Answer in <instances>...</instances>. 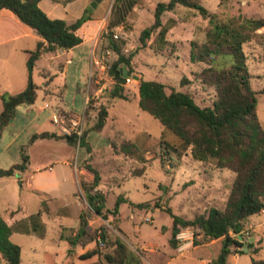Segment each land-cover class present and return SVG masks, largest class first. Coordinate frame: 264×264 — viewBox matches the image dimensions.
Instances as JSON below:
<instances>
[{"label":"rangeland","instance_id":"374dc122","mask_svg":"<svg viewBox=\"0 0 264 264\" xmlns=\"http://www.w3.org/2000/svg\"><path fill=\"white\" fill-rule=\"evenodd\" d=\"M158 1L168 0H135L136 4L130 9L127 0H107L105 9L107 19L115 17L117 11L124 12L122 28L113 32L118 35L116 40L123 43V53L126 56L133 54L131 58L133 72L130 73L124 65V74L128 71L131 75H138L146 80H158L166 85L167 91L172 87L185 90L190 92L201 106L211 104L212 90L193 80V75L203 66L217 64L220 60L212 62L207 56L198 58L200 50L197 51L195 61L191 60L189 55L191 42L199 46L205 42L206 30L209 28L208 18H203L193 9L181 6L173 12L166 11L162 15V22L164 27L168 28L167 31L160 36L159 29H156L143 45L140 41L141 31L153 23L154 8ZM80 2V0L74 2L70 11L79 10ZM199 2L210 13L216 14L219 20L228 22L229 17L236 18L233 26L240 23L241 17L264 20V0H199ZM106 33L107 30H103L97 37L95 54L104 56V59H108L111 64L116 58L106 55V45H104L107 43ZM243 50L247 56V68L252 74L250 84L253 89L259 91L264 87V27L254 32L250 42L243 45ZM5 52L14 63L8 61L2 64L6 66L7 74L0 76V80L7 81L8 90L15 91L19 87L16 81L19 72L16 67H13L15 66L14 58H17L19 62L20 54L10 53L9 55L8 51ZM89 54V44H85L77 47L71 55L67 51L59 52L57 55L50 52L36 61L32 70V80L40 88L36 90L35 102L32 105L17 106L14 116L0 134L1 168H8L19 162L21 148L28 155L29 162L23 172L15 173L13 177L0 178L2 181L0 182V213L4 211L5 204L16 208L15 204L23 200L25 212L21 217L26 222L38 221L40 219L37 212L40 207L39 193L31 188L47 184L66 185L73 175V170L62 163L63 159H68L71 166L82 164L81 167L85 172L78 174L80 194L70 197L69 191L56 192L58 198L52 204L54 209L62 204L72 206L77 199L86 203L82 183L88 185L93 180L92 173L85 168L86 165L94 167L99 173L97 188L106 194L107 208H113L116 196L119 194L125 195L129 202H145L144 207H156L153 212L151 210L153 214L148 212L152 214L154 220L150 223L145 220L148 214L144 210L132 211L129 202L122 205L123 226L132 228V222L126 216L134 215V221L140 225L142 234L152 233L153 227L170 220L171 216L157 205L168 206L175 214H180L185 219H192L195 215L206 212L211 206L222 208L226 197L224 191L228 192L234 174L225 170V181H219L220 188L217 189L215 187L217 177H212V172L207 170L215 167L214 159L208 157L201 163V166L205 168L204 164L207 169H202L199 167L200 164L198 166L193 163L190 157L188 158L191 154L190 147L183 146L178 136L138 107L136 84L138 80L130 76L134 81L124 84L127 99L115 100L107 96L112 88L113 79L110 80L104 72L99 74L97 69L93 75L98 81L90 82ZM221 61L224 62L223 65L228 66L233 61V57L223 55ZM40 69L48 70L54 77L53 82L47 81L46 77L40 74ZM183 76L191 82L181 85L180 78ZM64 84L65 88L62 92ZM87 95L89 102L85 106L84 101ZM44 103L47 106H44ZM100 104L108 107V118L103 129L95 131L92 125L96 120L97 108ZM54 113L57 114V122L53 119ZM257 115L264 128V93L257 94ZM73 120H78V126L75 129L81 130L80 136H83L85 142L79 144V134L63 130L62 127L71 129ZM40 131H56L60 135L76 133L78 136L74 134L76 135L75 144L53 138L36 139L30 142L31 135ZM122 139H130L139 147V152L134 158L122 152L118 153L119 148L116 150L113 147V145L119 146ZM165 144H168V149L165 148ZM170 145L175 149H171ZM88 147L90 152L87 150ZM166 151L168 153L163 154ZM46 160L54 162L53 169L37 171L34 168ZM140 169L143 170L142 174L134 176L135 171ZM204 170H207L206 173L209 175L205 174ZM85 210L84 215L89 217L87 228L92 230L95 223L90 215L93 212L88 205ZM252 217L253 221L257 222L259 213ZM63 224H65L64 221ZM35 229L40 233L45 231L41 226H36ZM182 231L192 233V239H201L197 228L189 227ZM49 234L54 235L55 232L50 231ZM17 236L18 234H15L13 240L21 242L25 252H30L31 249L37 250L38 243L42 241L32 240L27 236L21 241ZM43 243L51 245L48 239H45ZM101 246L104 247L103 244ZM255 248L259 250V247L250 249ZM256 256L259 257V251ZM261 256H264V253ZM232 264H252L250 253L245 251L238 253L236 262Z\"/></svg>","mask_w":264,"mask_h":264},{"label":"trees","instance_id":"16d2710c","mask_svg":"<svg viewBox=\"0 0 264 264\" xmlns=\"http://www.w3.org/2000/svg\"><path fill=\"white\" fill-rule=\"evenodd\" d=\"M40 0H0V9L6 8L24 24L29 26L39 37L36 47L27 52V82L23 90L17 93H3L2 110L0 112V134L9 123L19 105H31L37 97L36 90L40 88L32 80V70L37 59L43 53L56 50H70L79 45L83 38L77 33L78 28L91 15L83 13L77 19L67 22L64 19L50 18L39 6ZM121 1V0H117ZM227 1V0H223ZM185 7L197 11L203 18H208L209 28L206 30V40L202 45L191 42L190 59L210 57L212 62L220 60L217 64L203 66L199 72L194 73L193 80H197L213 93L211 104L201 106L193 95L185 90L169 88L158 80L138 79V107L149 113L153 118L182 140V145L190 147L191 153L201 158L211 157L215 160V167L229 170L234 174L232 184L228 190L225 204L222 208L211 206L206 212L195 215L192 219L174 214L168 207H157L165 210L172 218L171 236L169 243L175 247L177 234L185 228L199 229L200 240H211L222 237L220 252L210 264H226L227 255L231 252L244 253V247L250 253L252 264H264V258L257 257V248L251 250V242L244 236L245 225L249 217L258 214L264 208V128L257 115V94L264 93V87L256 91L250 84L252 74L246 64L247 56L243 45L250 42L257 29L264 27L262 18H239L240 23L233 26L236 18L229 17L228 22L217 19L216 14L210 13L199 0H168L158 1L154 8L153 23L144 28L140 34V41L145 45L148 38L159 29L158 34L166 32L162 15L166 11H175L177 7ZM106 48L117 52V59L111 64L109 73L113 79L112 88L107 96L110 99H127L125 93V78L123 66L132 73V53L127 56L122 51V42L113 37L112 32L106 33ZM223 55L233 57L227 66L221 60ZM222 56V57H221ZM220 57V58H218ZM222 64V66L220 65ZM40 74L46 80H52L46 70L41 69ZM191 82L187 77L180 78V84ZM65 84L62 87V92ZM108 118V107L100 104L92 128L101 131ZM64 139L69 144H75L76 135H60L56 132L40 131L30 137V142L36 139ZM85 142L83 136L79 144ZM118 153L134 158L139 147L130 139H122L119 146L113 145ZM168 149V144H165ZM171 149H175L170 145ZM90 152L89 147L87 148ZM164 153H168L163 152ZM168 158V156H167ZM28 164V155L21 148V160L8 168L0 167V176H12L16 172H23ZM93 175L88 185L82 183L84 198L94 213L115 229V221L119 215V205L126 200L117 195L112 209L106 207V194L98 189L99 173L90 165L85 167ZM142 169L135 171L134 176L141 175ZM138 208H144L145 202L132 203ZM112 215V219H108ZM108 227L101 225L90 233H86V241H95L96 246L80 255L87 258L94 254H103L104 259L111 264H123L127 257V246L118 237L108 233ZM12 228L0 214V264H21V247L12 242L10 235ZM81 236L78 233V236ZM71 245L76 244L71 238ZM85 242L82 244L84 245ZM195 242V239L194 241ZM102 248H111L101 253ZM50 264L53 259L46 254Z\"/></svg>","mask_w":264,"mask_h":264},{"label":"crops","instance_id":"0c3cea01","mask_svg":"<svg viewBox=\"0 0 264 264\" xmlns=\"http://www.w3.org/2000/svg\"><path fill=\"white\" fill-rule=\"evenodd\" d=\"M76 1L79 0L39 1V6L50 18H59L64 19L67 22H71L80 17L83 13L91 15V19L85 21L77 30V33L83 38V41L70 50L60 49L54 51L53 53L57 55V53L59 52L67 51L71 55V53L77 47L89 44V74L91 70H94L95 72L97 69L99 70V74H102L100 66L92 65V61L98 57L97 54H95V49L97 48V37L101 32H103V30H107V32L110 31L113 34L116 29H119L120 27L122 28V18L124 17V12L117 11V15L115 17L107 19L105 16L107 0L97 1V5L95 8L90 5L93 0H80L81 2L79 4V10L70 11L72 4ZM127 1H129V9L136 4L135 0ZM38 40L39 37L33 32V30L26 24L22 23L13 14V12L6 8L0 9V76H6L7 74L6 66H3L2 64L11 61V59H9V56H6L7 52L5 51H8L9 55L10 53H18L17 55L20 54L19 62L17 58H14L15 66H13L16 67L19 72L16 77V81L19 87L15 91H10L7 88L8 82H1L0 80V95L3 93H17L25 88L27 82L26 51L33 50L36 47V43ZM104 45H107V43H105ZM44 54L45 53L41 54L40 57L44 56ZM11 63L14 62L11 61ZM46 71L48 72V70ZM48 74L49 76H52L49 72ZM136 84L138 87V83ZM1 110L2 100L0 98V112ZM189 157L193 163L198 164V166L200 164L199 167H202L201 163L206 160V158H208V156L205 158H201L200 156H195L192 153L188 155V158ZM62 163L70 166V168H72L73 170V175H71V179L66 185L60 184L56 186L47 184L37 186L36 188H31L37 190V192L39 193L40 207L37 209V212L39 213L40 219H38V221L29 220L28 222H26L24 221V218L21 217V215H23V213L25 212V205L23 200H20L19 202H17V204H15L16 206L14 207L16 208L9 207L7 204H5L3 208L4 211L0 213L12 228V233L10 235L11 241L21 247V264H50L47 260L46 254H48L49 257L53 259L55 264H111L104 259L103 254H94L87 258H80L81 254L93 249L96 246L95 241L85 242L87 238L86 233L92 232L101 225H106L108 227V233L112 237H118L119 239H121L127 246L128 255L123 264H210L215 258H217L222 245V237L211 240L199 239L195 240V242H193L194 238L192 239V237L188 240L177 238V245L175 247L171 246L169 243L172 225L171 217L169 221L162 222L161 224L153 227L152 233L149 234L141 233L140 225L134 221V215L126 216L132 222V228L124 227L123 222L121 221L124 218L121 207L123 204H125L126 202L128 203L129 201L128 198L122 194L119 195H122V197L126 200L122 201L119 205V215L117 220L115 221L117 229L113 228L108 223V221L102 219L101 216L94 213L89 207V209L93 212L90 217L95 223L92 226V230H89L87 228L89 217L84 215V212L86 211L85 208L88 204L87 202L84 203L79 201L78 199L76 200V203H72V206L70 204H62L54 209L52 207V204L58 198L56 192L69 191L68 195H70V197H76V194L81 192L78 174H84L85 172L84 168L81 167L82 164L79 166H71V163L68 159H63ZM53 164L54 162L52 163L46 160V162H42V164H38L34 168L37 171H49L50 169L54 168ZM203 166L205 168L202 167V169H207L204 164ZM207 170H210L212 172V177H217L215 187L219 189V181H225V169H218L214 167L212 170ZM207 170H204V172L205 174L209 175L208 173H206ZM14 175L8 177H13ZM2 177L0 176L1 179ZM221 178L223 179L221 180ZM1 179L0 182H2ZM227 193L228 192H226L225 190L224 194L226 196ZM128 204L131 206L132 211L144 210L147 214L148 212H151V210L153 212V210L156 209V207L138 208L133 204ZM180 212L183 213V211ZM151 213H149L146 217H150L151 221L149 222L153 223V213ZM108 219H112V215H108ZM63 221L65 224H63ZM36 226L43 227L45 231L43 233L37 232L35 229ZM50 231L55 232V234H49ZM64 232H66V234H64ZM78 233H80L81 236H78ZM15 234H18L17 237H20L21 241L25 240L26 236L31 238L32 240L40 239L42 241L41 243L35 241L39 244L37 250L31 249L30 252H25L23 249V244H21V242L19 241L16 242L13 240ZM245 235H248V237H245V239L253 244L252 247H259V257L264 258V256H261L262 253H264V212H259V220L257 222L253 221L252 216L249 217L244 229V236ZM69 238L75 241L76 244L71 245L68 240ZM45 239H48L51 242V245H44L43 241ZM83 242H85L84 245L82 244ZM110 250L111 248L108 247L102 248L101 246L100 248L101 253ZM237 254L238 253L236 252H231L230 254H228L226 258V264H232L236 262Z\"/></svg>","mask_w":264,"mask_h":264},{"label":"built area","instance_id":"2783aa9c","mask_svg":"<svg viewBox=\"0 0 264 264\" xmlns=\"http://www.w3.org/2000/svg\"><path fill=\"white\" fill-rule=\"evenodd\" d=\"M113 37L116 39V38H118V35L116 33H113ZM105 51H106L107 57L116 58L117 59L118 54L113 49L106 48ZM92 62H93L92 65L100 66L101 73L103 74V72H104L105 76H108L110 78V80H112V76L109 73L110 66H111L112 63L110 64L108 59H104V56H98ZM93 74H95L94 70L93 71L91 70V72L89 74L90 75V77H89L90 78V82L91 83H96L98 80L95 79V76ZM97 76H99V78H101L100 75H97ZM132 81H134V79L132 77L126 76L125 82H132ZM84 102H85V106H86L88 104V102H89L88 95L86 96V99H85ZM44 106H47L46 103H44ZM53 119L56 122L58 121L57 120V114H55V113L53 114ZM77 126H78V120H73L71 129H67L65 127H62V128H63V130L65 132H68V133H70V131L76 132L77 134H79V138H80L81 130L80 129H75ZM76 133H71V134H76ZM260 212H264V208ZM145 220L151 221V218L150 217H146ZM191 236H192V233L181 231V232H179L177 234L176 237L180 238V239L188 240L189 238H191Z\"/></svg>","mask_w":264,"mask_h":264},{"label":"water","instance_id":"95a60500","mask_svg":"<svg viewBox=\"0 0 264 264\" xmlns=\"http://www.w3.org/2000/svg\"><path fill=\"white\" fill-rule=\"evenodd\" d=\"M97 1H99V0H93L91 3H90V5L93 7V8H95L96 7V5H97ZM125 75L126 76H132L134 79H136V80H138V76L137 75H131L128 71H127V73H125ZM245 252H247V248L246 247H244V249H243Z\"/></svg>","mask_w":264,"mask_h":264}]
</instances>
